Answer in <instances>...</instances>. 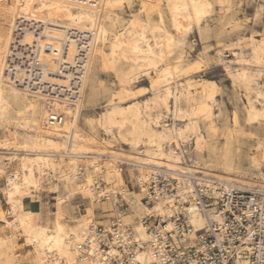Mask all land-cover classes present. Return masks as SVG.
Segmentation results:
<instances>
[{
    "label": "bare ground",
    "instance_id": "6f19581e",
    "mask_svg": "<svg viewBox=\"0 0 264 264\" xmlns=\"http://www.w3.org/2000/svg\"><path fill=\"white\" fill-rule=\"evenodd\" d=\"M98 1L92 7L74 0H0V127L17 118V125L23 131L13 135V140L20 142L12 143V148H8L10 144L1 139L0 133V150H13L3 160L9 169L0 166L7 205L6 210L0 205V264L6 263L4 246L15 243L29 248L31 264H100L98 259H82L76 246L83 240L87 225L97 224L96 208L103 216L112 215V218L116 214L111 198L101 200L96 195L98 181L107 194L121 193L128 204L123 220L133 225L135 239L140 244L151 238L140 222L142 216L159 215L166 222L164 231L173 228L169 216L174 205L167 196L158 197L151 205L141 200L147 191L146 182L159 172L176 180L181 201L188 200L195 181L206 188H214L216 180L245 187L264 185L261 173H242L236 169L228 149L218 152L213 163L204 156L206 139L201 123L208 133L215 132L212 108L216 85L205 83L200 77L192 78V74L199 72L205 54L199 52L188 57L190 47L186 35L192 23L201 32L200 24L213 2L221 5L230 0H164L171 31L164 21L154 17L162 11L161 0H141L145 22L124 27L111 41H107V20L126 0ZM70 29L91 36L80 98L75 106L57 96L48 104L49 94L43 96L27 85L17 86L6 73L10 45L18 42V45L30 46L32 40L36 41L43 74L50 72L54 75L52 80L59 82L63 76L57 69L59 56L43 51V47L51 43L60 50L57 42L69 41L68 60L76 41L67 35ZM231 53L234 58L227 61L229 64L224 62V68L231 81L246 94L245 122L256 124L264 119V38L251 37L247 51L238 47ZM94 63L114 71L120 88L113 92L94 124L89 119L84 121V129L79 120L89 102L92 88L89 77ZM180 75L187 76L185 83L178 81ZM140 76H147L150 86L141 88L139 94H145L148 89L152 95L142 101L124 103L128 96L134 95L131 85ZM165 113L170 115L171 123H163ZM52 114L57 118L51 119ZM231 122L237 127V114H233ZM190 140L201 160L182 149ZM115 144L128 149L121 152L114 148ZM125 164L129 165L134 183L139 185L136 191L126 187L127 181L122 175ZM260 165L258 155L250 157L249 167L253 171H259ZM236 177L245 179L235 180ZM44 178L57 181L53 184L55 192L61 182L68 193L65 197H56V210L49 225L35 223L37 204L30 199L39 192ZM79 193L90 199V205L80 217H68L66 203L69 197ZM208 213L212 220H220L214 208ZM207 221L199 209L191 206L187 217L192 226L189 237L193 238L194 231L206 226ZM136 259L141 263L150 262L153 258L149 246L139 250ZM235 264L245 262L237 260Z\"/></svg>",
    "mask_w": 264,
    "mask_h": 264
},
{
    "label": "built area",
    "instance_id": "2783aa9c",
    "mask_svg": "<svg viewBox=\"0 0 264 264\" xmlns=\"http://www.w3.org/2000/svg\"><path fill=\"white\" fill-rule=\"evenodd\" d=\"M74 1L92 7L99 3L98 0ZM67 35L76 40L74 53L68 60L69 41H58L60 50L51 43L43 47V51L58 54L57 69L63 75L61 81H53L54 75L50 72L43 74L44 67L38 61L37 43L34 40L30 46L11 43L6 73H9L17 86L27 85L43 96L49 94L50 97H46L48 104L53 101V96H57L75 106L80 98L89 62L91 36L77 29L68 30ZM50 118L57 117L52 114ZM213 183L214 188H206L201 187L197 181L193 182L187 195L188 200L181 201L175 179L160 172L151 177L146 182L147 191L141 200L151 205L158 197L167 196L174 205L169 216L173 228L164 231L166 222L159 215L142 216L140 222L151 233V238L140 244L135 239L133 225L123 220L128 204L121 193L107 194L101 187L103 184L98 181L96 195L101 200L111 198L116 214L106 226L93 223L87 225L83 240L76 244L82 259H98L100 264H235L237 260L245 264H264V185L245 187L219 180ZM134 187L139 189L137 183ZM191 206H195L208 218L206 226L194 231L193 238L189 237L192 226L187 222ZM213 208L220 216L219 221L209 217L208 210ZM146 246H149L153 259L141 263L136 259V254Z\"/></svg>",
    "mask_w": 264,
    "mask_h": 264
},
{
    "label": "rangeland",
    "instance_id": "374dc122",
    "mask_svg": "<svg viewBox=\"0 0 264 264\" xmlns=\"http://www.w3.org/2000/svg\"><path fill=\"white\" fill-rule=\"evenodd\" d=\"M160 4L162 11L157 12L154 17L157 21H164L165 27L171 31L169 12L165 6V1L161 0ZM145 19V14L141 9V0H126L113 11L107 20V41L114 39L120 30L123 31L124 27H130L137 22L144 23ZM202 22L200 24L201 32H199L197 25L191 24L190 31L186 35V40L187 45L190 47L188 57L191 55L195 56L199 52H204L205 54L201 62L202 64L200 63L199 72L192 74V78L200 77L205 83H214L216 85V101L212 108L216 124L215 132L208 133L204 127V123H201L206 139L204 156L208 158L209 162L213 163L216 160L218 152L228 149L235 162L236 169L242 173L249 172L256 173L257 175L261 173L264 177V119L262 118L258 122H255L256 124L253 123L251 125L245 122L244 105L246 104V94L242 87L231 81L224 68V62L234 58L231 50H238V47H241L247 51L248 42L251 37L256 40L264 38V0H230L221 5L218 2H213L210 12ZM218 58H221L222 61L218 60ZM122 59V61H125V58ZM226 64L229 63L227 62ZM231 65L237 66L234 63H231ZM150 76H154V74L150 73ZM186 78L187 76L185 75L177 77L178 81L180 80L179 82L182 83H185ZM89 79L92 83V88L88 95L89 102L87 103L85 112L80 115L79 120L84 129V121L89 119L94 124L99 113L107 107L113 92L120 88L115 72L101 67L99 63H94V68L91 69ZM149 86V78L147 76H140L138 82L131 85L134 95L128 96L124 103L142 101L149 98L152 92L148 89L145 94H139V90L148 88ZM234 113L238 116L237 127H233L231 122ZM15 119L17 118H13L5 126L0 127V133H2L1 139L10 144L8 148H12V143L20 142V140H13V135L17 134V132L23 133L19 129L17 120ZM171 121L170 115H166L165 113L163 123H171ZM99 135L103 136V133L99 132ZM193 147V140H190L182 146V149L186 151L185 154H190L192 158L201 160L200 156L196 154L197 152L193 150ZM114 148L121 152L128 149L127 146L120 144H115ZM11 151L13 150H0V166H5L6 170L9 168L4 164L3 160L6 155H10ZM255 155H258L261 164L259 171H253L249 167V159ZM123 170L122 175L128 182L129 188L136 191L137 188L134 187L135 179L129 173V165L125 164ZM237 179L244 180L245 178L236 177L235 180ZM56 182L50 178H44L39 192L36 193V196L32 195L30 198L37 204L35 220L37 224H51L56 210V197H65L68 194L61 182H59V188L56 193L53 190V184ZM3 186L4 179L1 178L0 205L6 210L7 205L3 194ZM69 198L66 203L67 206H65V214L68 217H80L81 213H86V208L90 205V199L85 194L79 193ZM111 216H103L97 208L95 209L97 224L106 225ZM68 223L73 224L72 222ZM0 227H2L1 223ZM3 251L6 263L31 264L29 258L31 252H29L27 246L19 243H15L13 246L6 244Z\"/></svg>",
    "mask_w": 264,
    "mask_h": 264
}]
</instances>
